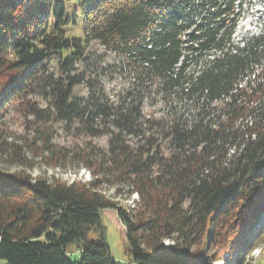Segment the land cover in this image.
Segmentation results:
<instances>
[{
  "label": "trees",
  "instance_id": "16d2710c",
  "mask_svg": "<svg viewBox=\"0 0 264 264\" xmlns=\"http://www.w3.org/2000/svg\"><path fill=\"white\" fill-rule=\"evenodd\" d=\"M257 3L264 8V0H0V152H21L1 141L15 108L77 140H108L107 149L81 142L63 153L41 130L44 162H77L89 182L34 176L21 156L15 171L0 165V260L116 264L104 210L125 227L134 264L154 263L166 241L170 264H244L262 249L264 27L235 40ZM93 43L113 54L115 97L88 73ZM79 87L87 98L75 96ZM37 95L44 105L32 102ZM133 196L130 207L117 201ZM72 245L79 263L68 257Z\"/></svg>",
  "mask_w": 264,
  "mask_h": 264
},
{
  "label": "rangeland",
  "instance_id": "374dc122",
  "mask_svg": "<svg viewBox=\"0 0 264 264\" xmlns=\"http://www.w3.org/2000/svg\"><path fill=\"white\" fill-rule=\"evenodd\" d=\"M264 8L259 4H255L253 10L246 13V15L238 22L237 28L235 30V40L239 41L241 38L247 34H256L264 27ZM73 35L81 36L82 31L79 27L74 29ZM91 49H93L95 54L92 56L91 65L88 73L92 75L93 78H97L106 88L108 93L115 97L120 91L122 85L121 81L113 78L112 68L108 69L109 64H113V54L98 46L97 44H91ZM78 91L81 93L75 92V96L87 98V91L84 87H79ZM41 96L37 95L36 98H32V102L41 103ZM114 99V98H113ZM39 105V106H40ZM42 107V106H41ZM18 109H12L7 115V122L2 129L4 133L2 135L1 141H4L9 144H16L21 147V150L18 155L15 153H1L0 152V165L11 170L15 171L19 169V165L14 163L15 159L23 160L28 162L29 167H31L32 175L37 176L40 174H46L49 177L55 175L71 183L72 181H83L89 182L92 180L91 175L85 169H82L78 166L77 162L65 161L60 159L59 163L61 166L54 168L48 166L44 162L43 156L47 158L50 154L49 151H44L42 144L39 141L41 136V130L43 127L48 128L50 133L49 144L52 146L56 145V150H62L63 153L71 150V147H76L82 143H91L93 145L99 146L101 148L107 149V138L91 139V140H77L72 135L69 134L65 128L58 127V125L44 124L40 122H34V119L28 117L27 121L21 116V113L18 112ZM148 110L146 109V112ZM150 111V109H149ZM162 109L157 107L151 109V112H161ZM67 149V150H66ZM19 156V157H18ZM51 157V156H50ZM109 196H113L114 190L110 189L106 192ZM137 197L133 196L129 200L119 199L117 200L122 206L130 207L133 204V201H137ZM101 220L103 226L106 228V241L110 248L112 258L116 264H134L133 263V254L129 251L127 246L126 231L125 227L118 218L116 211L114 210H104L101 213ZM90 240H96L95 233H91ZM173 247L172 241H166L163 243L159 252L160 255H152L151 258L154 260V263L151 264H170L167 262L166 248ZM68 257L71 262L79 263L82 254L77 251L76 246L72 245L69 248ZM264 247L262 249L254 250L251 256L246 258L244 264H258L259 259L264 254ZM166 258V259H165ZM165 259V260H163ZM236 257H234V260ZM257 262V263H256ZM0 264H6L5 261L0 260ZM189 264H192L191 262ZM214 264H229L227 262H217ZM234 264V262L232 263Z\"/></svg>",
  "mask_w": 264,
  "mask_h": 264
}]
</instances>
